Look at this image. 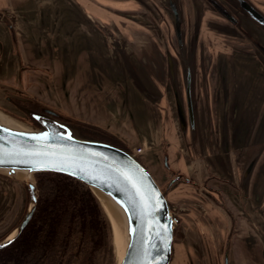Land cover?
Wrapping results in <instances>:
<instances>
[{
	"label": "crops",
	"instance_id": "1",
	"mask_svg": "<svg viewBox=\"0 0 264 264\" xmlns=\"http://www.w3.org/2000/svg\"><path fill=\"white\" fill-rule=\"evenodd\" d=\"M137 5L0 0V13L14 22L0 25V76L13 68L14 89L132 152L142 149L136 157L165 189L183 229L171 264H195L208 256L210 242L221 244L228 264H257L258 206L264 216V82L257 80L264 75L254 58L218 64L212 45L197 44L190 118L185 64L170 53L177 44L135 19ZM215 73L224 100L212 93ZM230 226L235 235L228 242Z\"/></svg>",
	"mask_w": 264,
	"mask_h": 264
},
{
	"label": "water",
	"instance_id": "2",
	"mask_svg": "<svg viewBox=\"0 0 264 264\" xmlns=\"http://www.w3.org/2000/svg\"><path fill=\"white\" fill-rule=\"evenodd\" d=\"M244 8L254 19L264 21L261 14L251 5L245 3ZM185 70V90L191 118L194 106L191 61L186 64ZM172 85L176 89L174 77ZM26 113L39 128H21L7 125L0 120V149L11 153L4 157L5 162L0 163V171H5L9 175L25 173L29 195V207L24 218L11 234L0 242V245H5L0 247V250L10 245L22 233L35 213L38 191L33 176L58 173L81 181L93 192L97 191L108 197L117 207L112 216L107 212L106 215L110 221L113 238L116 235L115 227L120 226L121 233L126 238L123 257L118 264H171L178 217L165 192L143 163L134 154L113 143L81 136L75 125L61 120L51 110L46 109L43 112L26 110ZM45 133L53 138L47 141L32 139L33 136ZM61 135L65 137L71 135L72 139H60ZM28 152L48 155L40 157L23 155ZM52 159L66 160L68 163L62 171L51 168L30 170L37 160ZM69 164L71 166H68ZM251 167L252 164L247 169V174ZM125 174L132 177V181L127 180ZM133 183L136 187H133ZM141 197L147 201V213Z\"/></svg>",
	"mask_w": 264,
	"mask_h": 264
},
{
	"label": "rangeland",
	"instance_id": "3",
	"mask_svg": "<svg viewBox=\"0 0 264 264\" xmlns=\"http://www.w3.org/2000/svg\"><path fill=\"white\" fill-rule=\"evenodd\" d=\"M140 1L141 5L136 6L137 13H135V19H140L142 17L141 21L145 25L151 26L153 30H158L157 33H159L160 37H163L164 41L176 44L187 42L195 45H212L211 47L214 49L213 59L217 61L218 64L222 60L225 64L226 59L231 58L235 60L234 65L241 66L240 63L238 64V60L242 58L247 60L248 57L254 58L257 60L255 64H257V68L261 72H257V74L264 75V21L262 20V22L261 20L254 19L244 8V4L247 3L264 18V0H213L217 2L215 5L208 0ZM217 4L219 6H217ZM225 13L232 16L235 22L233 20L231 21ZM178 20L181 21L180 23L182 26L180 28L185 30L182 39L178 34V27H174ZM238 22H240V25H238ZM1 24H7L9 27L13 28V18H11L9 14L0 13V25ZM117 41L122 44L125 43L122 37L117 39ZM194 49L195 46L193 47V50ZM2 53L0 52V60ZM203 54H205V57ZM201 55L204 59L207 58V55L209 56L205 50L201 52ZM188 59L190 60V56ZM217 62L215 63L217 64ZM5 63H7V61ZM186 64L187 62L185 63V67ZM191 66L193 68V63H191ZM7 71L9 73L6 76H0V114L11 120L14 126L29 129L39 128L38 124L26 113V110L43 112L48 108L39 104L35 99L21 93L19 90L14 89L13 74H15V71L13 68H8ZM185 71L186 70L183 72L184 82ZM201 74V86L200 84H198V86L201 87L203 93H206L204 87L207 85V80L205 78L206 71L203 70ZM215 78L218 80H216L217 84L212 93L215 99L220 95L221 100H224V93L222 92L221 84H219L221 77H217L215 73ZM263 82V76L257 80V84L259 85H262ZM200 87H197V90ZM231 94L233 95L232 91ZM55 114H57V117L61 120L75 125L83 137L90 136L96 138L97 136H101L106 141L111 140L112 142L120 143L116 138H113V136L100 129L70 120L59 113L55 112ZM36 175L37 174L33 176V181L35 183ZM26 179V174L22 172L16 175H9L5 171H0V242L11 234L22 221L28 210L29 195L26 188ZM163 191L167 195L165 189ZM205 195L209 197V193L206 192ZM217 202L219 201L217 200ZM19 207L21 209H19ZM260 207L261 206L257 207V264H264V225H262L264 216L260 211ZM11 209L12 212L10 211ZM174 212L178 217V212L176 210H174ZM182 231L183 229L179 224L178 218L177 228L174 232L171 262L175 259L176 247H179L184 239ZM234 235V228L230 226L227 237L228 242L232 240ZM203 236L207 239L204 234ZM228 244L229 243H227L226 246H228ZM234 244L233 241L231 245L233 246ZM220 247L221 244L219 243H207L209 253H206V255L208 254V256L195 259V264H228V261L226 263L228 254L222 253L223 250L219 249ZM196 260L198 261L196 262ZM96 264H118L114 252L112 229L107 245L96 254Z\"/></svg>",
	"mask_w": 264,
	"mask_h": 264
},
{
	"label": "trees",
	"instance_id": "4",
	"mask_svg": "<svg viewBox=\"0 0 264 264\" xmlns=\"http://www.w3.org/2000/svg\"><path fill=\"white\" fill-rule=\"evenodd\" d=\"M108 142L132 153L121 143ZM36 184L35 213L22 233L0 250V264H96L111 225L94 192L58 173L37 174Z\"/></svg>",
	"mask_w": 264,
	"mask_h": 264
},
{
	"label": "snow or ice",
	"instance_id": "5",
	"mask_svg": "<svg viewBox=\"0 0 264 264\" xmlns=\"http://www.w3.org/2000/svg\"><path fill=\"white\" fill-rule=\"evenodd\" d=\"M7 131V130H5ZM53 137H50L48 134H41L39 136H33L32 139L34 140H42V141H47L49 139H52ZM60 139H72L71 135H67L66 137L65 136H59ZM18 155L21 154V153H17ZM8 155H11V153H6L4 152L2 149H0V163H3L5 162L4 160V157L5 156H8ZM23 155H28V156H37V157H40V156H46L48 154L46 153H41V152H28V153H23ZM68 162L66 160L64 161H56L54 159L52 160H37L36 163L33 165V167L30 169V170H33V171H36V170H47L49 168L53 169V170H59V171H62L64 169V166L67 164ZM68 166H71L70 164ZM125 178L129 181H132V177L130 176H127L125 174ZM133 187H136L135 183H133ZM138 194L139 193V190H137ZM142 201H143V207L145 209V212L147 213V210H148V204H147V201H144V198L141 197ZM150 215V213H148ZM167 230V226H165V231ZM5 245H0V247H4Z\"/></svg>",
	"mask_w": 264,
	"mask_h": 264
},
{
	"label": "bare ground",
	"instance_id": "6",
	"mask_svg": "<svg viewBox=\"0 0 264 264\" xmlns=\"http://www.w3.org/2000/svg\"><path fill=\"white\" fill-rule=\"evenodd\" d=\"M0 120L7 125H14V123H12L11 120L7 119V117L1 114H0ZM94 194L98 198L105 212L109 214V216H112L113 211H117V207L113 204V202L108 197L100 194L97 191H94ZM115 228H116V235H115V238H113V246H114L115 257L117 261L119 262L122 260V257H123L126 238H125V235L121 233L122 226H120L119 228L117 227Z\"/></svg>",
	"mask_w": 264,
	"mask_h": 264
},
{
	"label": "flooded vegetation",
	"instance_id": "7",
	"mask_svg": "<svg viewBox=\"0 0 264 264\" xmlns=\"http://www.w3.org/2000/svg\"><path fill=\"white\" fill-rule=\"evenodd\" d=\"M208 1H211V3H213L215 5V3L217 2H214L213 0H208ZM224 2V1H223ZM217 6H219L217 4ZM225 15L231 19V21L234 19L232 18V16H230L228 13H225ZM243 21V20H242ZM181 21L178 20L177 23L174 25L175 28H177L178 30V34L179 36H181V39H182V36H184V33H185V30L181 29L180 27L182 26ZM235 22V21H234ZM237 23V22H236ZM179 25V26H178ZM238 25H240V22H238ZM176 30V29H175ZM182 30H183V33H182ZM192 40V39H191ZM181 44V48H179V45ZM197 45V44H196ZM195 44H191V43H187V42H184V43H178L176 48H174L173 50H170V53L173 54L174 56H176V58L179 60V62H181L182 64H185L186 61L188 60L189 56L191 57L192 59V54L193 53V47L196 46ZM194 58H195V54H194ZM190 59V60H191ZM189 60V61H190ZM192 61V60H191Z\"/></svg>",
	"mask_w": 264,
	"mask_h": 264
},
{
	"label": "built area",
	"instance_id": "8",
	"mask_svg": "<svg viewBox=\"0 0 264 264\" xmlns=\"http://www.w3.org/2000/svg\"><path fill=\"white\" fill-rule=\"evenodd\" d=\"M136 152H137V153H141V152H142V149L139 148V149L136 150Z\"/></svg>",
	"mask_w": 264,
	"mask_h": 264
}]
</instances>
